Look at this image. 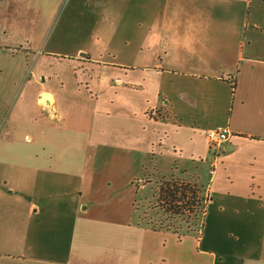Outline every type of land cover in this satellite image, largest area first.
I'll list each match as a JSON object with an SVG mask.
<instances>
[{
    "label": "crops",
    "instance_id": "1",
    "mask_svg": "<svg viewBox=\"0 0 264 264\" xmlns=\"http://www.w3.org/2000/svg\"><path fill=\"white\" fill-rule=\"evenodd\" d=\"M15 47L33 65L0 86L18 93L0 108V264H155L172 179L211 197L174 264L189 238L199 264H264V0H0V51ZM134 186L156 216L134 211Z\"/></svg>",
    "mask_w": 264,
    "mask_h": 264
},
{
    "label": "rangeland",
    "instance_id": "2",
    "mask_svg": "<svg viewBox=\"0 0 264 264\" xmlns=\"http://www.w3.org/2000/svg\"><path fill=\"white\" fill-rule=\"evenodd\" d=\"M90 6H92V4H90ZM72 7H69L67 11H65V16L68 15L70 9ZM88 9H90V7H86ZM153 14H155L156 11L151 10ZM62 14V13H61ZM65 16L64 18L61 19V22L59 23L58 26V32L56 33L55 36H53L51 43H53V45L56 47V44L59 42L57 38V34L63 30V25H65ZM57 21V20H56ZM134 21L130 20L129 25L131 26V30H128V32L130 31V35L129 37H133V35H135L134 33ZM136 22V21H135ZM72 25H70L71 27ZM54 27H56V22L55 24L53 23L52 26H50L49 29V34L48 36L51 35V33L53 32V29H55ZM67 33L70 35V32H74V34H76V25L74 28H69L66 30ZM131 31L133 33V35H131ZM127 34V31H126ZM156 34V33H154ZM73 38L71 39H67L65 41H63L62 39H60L63 43L62 46L58 47L60 52H74L76 50V44H74L76 42V36H72ZM48 40V39H47ZM55 40V41H54ZM57 41V42H56ZM60 41V42H61ZM68 41V42H67ZM59 46V45H58ZM49 48H52L51 44L49 45ZM15 52H17L18 50H20V52H17V54L13 55L11 52H7V51H0V86H4L5 90H8L10 88L9 84L11 83V80L8 78V70L9 69H15V68H26L29 65V67L33 65L32 60H28L26 59L25 53H23L24 51L21 50V48L15 47L14 49H11ZM13 84V83H12ZM15 89V87H14ZM17 89L12 90L11 92H6V93H1L0 96V102L2 104H0V108H2V118H5L7 116V114L10 112V109L12 108L14 102L17 100L18 98V93ZM1 110V109H0ZM193 174L189 173L185 176H192ZM204 186L201 184H197L194 188H193V192L195 194V192L199 191V195H203L204 196ZM154 193L153 190L150 187L145 188L144 190H140L138 191L137 188L134 186V196H133V206L132 208L134 209V211L136 213L140 212L141 216L146 215H150L152 217H154V214L156 216L155 210L151 209L148 210L147 206L145 205V203H143L141 201V199L144 200V202H149L150 200L153 199ZM174 200V197L173 199ZM156 206L158 207V209H160V215L156 218V224L157 226H160L161 228H166V227H170L172 229V232H169L167 230H164L163 232H161L160 234H158V238L154 239V244H155V249L157 248V252H155L154 254V262L155 264H174L176 262V260L178 261V258H176L177 256V250L178 248L177 243V237L180 234V236H182V232H187V230H190L191 226H194L193 223H191V221H198L196 220V216H192L190 217V215L188 214H183L182 213V208H177L174 209L175 207L172 206V203H170L166 197H164V195H160V197H158L157 199V204ZM138 211V212H137ZM176 211H179L180 213L177 214ZM139 215V213H138ZM135 216V215H134ZM137 218V217H136ZM135 218V219H136ZM151 218V217H150ZM134 219V220H135ZM150 221L152 223L155 222L154 219H150ZM192 232L194 235H196V229L192 228ZM179 232V233H177ZM177 233V234H176ZM184 236V235H183ZM182 236V237H183ZM176 237V238H175ZM181 238V237H180ZM179 239V237H178ZM191 239V242H189V240ZM193 238H189V240L185 239V243H187V252L186 254L183 253L182 254V259H183V263L184 264H199L201 262V256L198 255L197 250H195V244L192 242ZM191 248V249H188ZM188 250H192V253L188 252ZM62 254V253H61ZM61 254L60 253H50L49 255H45L43 254V257H46L50 260L54 259V260H60L61 258ZM181 254V253H180ZM190 254V255H189Z\"/></svg>",
    "mask_w": 264,
    "mask_h": 264
},
{
    "label": "built area",
    "instance_id": "3",
    "mask_svg": "<svg viewBox=\"0 0 264 264\" xmlns=\"http://www.w3.org/2000/svg\"><path fill=\"white\" fill-rule=\"evenodd\" d=\"M232 130L230 126H220L208 131V140L210 148L212 149V166L210 169L211 174L216 171L217 159L220 155V150L225 142L232 137ZM199 183L197 181H178L172 179L168 182L162 183L159 190L160 195H164L166 199L172 203L174 209L182 208L183 214H188L190 217L196 216V220L200 223L203 222L207 213L208 204L210 201V194L207 188L203 195H199V191L193 192V188ZM174 197V200H172ZM179 214V211H176Z\"/></svg>",
    "mask_w": 264,
    "mask_h": 264
}]
</instances>
